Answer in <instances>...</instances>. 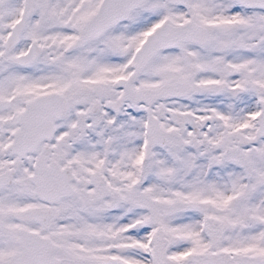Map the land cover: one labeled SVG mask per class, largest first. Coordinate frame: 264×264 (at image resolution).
Returning a JSON list of instances; mask_svg holds the SVG:
<instances>
[{
	"label": "snow or ice",
	"instance_id": "6c2138e0",
	"mask_svg": "<svg viewBox=\"0 0 264 264\" xmlns=\"http://www.w3.org/2000/svg\"><path fill=\"white\" fill-rule=\"evenodd\" d=\"M0 264H264V0H0Z\"/></svg>",
	"mask_w": 264,
	"mask_h": 264
}]
</instances>
